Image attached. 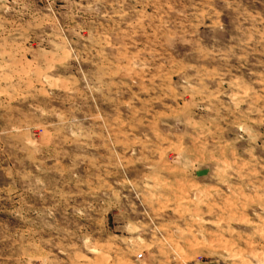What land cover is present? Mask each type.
Here are the masks:
<instances>
[{
	"label": "rangeland",
	"instance_id": "374dc122",
	"mask_svg": "<svg viewBox=\"0 0 264 264\" xmlns=\"http://www.w3.org/2000/svg\"><path fill=\"white\" fill-rule=\"evenodd\" d=\"M0 264H264V0H0Z\"/></svg>",
	"mask_w": 264,
	"mask_h": 264
},
{
	"label": "built area",
	"instance_id": "2783aa9c",
	"mask_svg": "<svg viewBox=\"0 0 264 264\" xmlns=\"http://www.w3.org/2000/svg\"><path fill=\"white\" fill-rule=\"evenodd\" d=\"M138 258L140 259L141 258V255H138Z\"/></svg>",
	"mask_w": 264,
	"mask_h": 264
}]
</instances>
